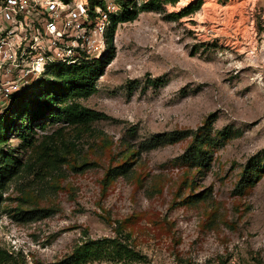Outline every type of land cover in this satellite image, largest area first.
Listing matches in <instances>:
<instances>
[{
  "label": "rangeland",
  "instance_id": "1",
  "mask_svg": "<svg viewBox=\"0 0 264 264\" xmlns=\"http://www.w3.org/2000/svg\"><path fill=\"white\" fill-rule=\"evenodd\" d=\"M197 1L139 12L110 44L104 31V73L79 100L104 117L44 114L30 147L21 125L5 134L22 166L0 190V264H73L85 243L124 234L144 257L130 264H264V0L167 17ZM36 82L0 86V116L15 94L36 100ZM194 148L204 166L185 161ZM100 252L79 264H126Z\"/></svg>",
  "mask_w": 264,
  "mask_h": 264
},
{
  "label": "trees",
  "instance_id": "2",
  "mask_svg": "<svg viewBox=\"0 0 264 264\" xmlns=\"http://www.w3.org/2000/svg\"><path fill=\"white\" fill-rule=\"evenodd\" d=\"M112 1L117 5L118 12L109 15L108 37L106 36V41L109 44L112 39L111 33L118 23L132 22L139 12L155 10L166 3L174 5L179 0H144L141 3H137L135 0ZM88 2L91 16L95 14L96 7L102 10L106 9V0H88ZM200 5L201 0H198L194 5L191 4L178 12L167 14V17L179 19L198 10ZM107 57L102 56L97 59L84 60L73 65L57 64L49 66L45 71L46 76L44 75L36 82L39 85L36 100L32 99L25 104L23 103L24 95H13L10 105L0 116V144L5 142L6 133H11L12 130L17 128V125H21L22 131L18 133L17 137L21 140V143H25V146L30 147L31 142L28 140V135L33 131L35 122L41 119L44 114L54 115V119L74 126H87L93 120L104 117L105 114L83 106L79 100L88 98L96 91L95 82L104 73L108 61ZM185 135V132H176L170 138L157 136L149 140L146 145L147 148H155L163 141L174 142ZM207 158L206 152H197L194 148L186 153L184 159L201 167L205 165ZM21 166L22 164L18 162L13 150L0 148V190L4 189L6 184L18 175ZM121 171V173H126L125 168H122ZM245 183L243 176L239 184ZM36 213L38 212L32 211V214ZM124 239L125 241H122L117 237H113L87 242L83 245V250L77 252L76 256L78 258L73 256L70 258V262L79 264L80 259L85 260L91 255L98 254L103 249L106 250L107 255L111 253L113 255L112 259L116 262L123 261L130 264L142 261L144 257L128 241L130 236L124 234ZM1 255L0 252V259L2 258ZM73 259H75L74 262ZM68 263L67 261L66 264Z\"/></svg>",
  "mask_w": 264,
  "mask_h": 264
},
{
  "label": "built area",
  "instance_id": "3",
  "mask_svg": "<svg viewBox=\"0 0 264 264\" xmlns=\"http://www.w3.org/2000/svg\"><path fill=\"white\" fill-rule=\"evenodd\" d=\"M88 0H0V86L3 94L18 90L22 80H38L49 66L73 65L98 58L112 0L106 9Z\"/></svg>",
  "mask_w": 264,
  "mask_h": 264
},
{
  "label": "bare ground",
  "instance_id": "4",
  "mask_svg": "<svg viewBox=\"0 0 264 264\" xmlns=\"http://www.w3.org/2000/svg\"><path fill=\"white\" fill-rule=\"evenodd\" d=\"M188 0H180L179 5L185 4ZM214 5L212 0H206V3L203 5V9L211 8Z\"/></svg>",
  "mask_w": 264,
  "mask_h": 264
}]
</instances>
